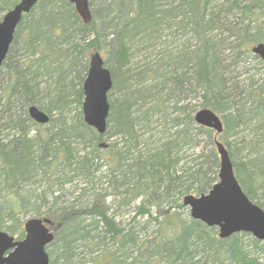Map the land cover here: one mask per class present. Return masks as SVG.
<instances>
[{
    "label": "trees",
    "instance_id": "obj_1",
    "mask_svg": "<svg viewBox=\"0 0 264 264\" xmlns=\"http://www.w3.org/2000/svg\"><path fill=\"white\" fill-rule=\"evenodd\" d=\"M17 1L0 0V15ZM89 6L85 23L68 0H38L22 15L0 66V229L20 233L16 216L39 199L34 211L54 232L49 264H264L240 241L249 233L220 238L215 227L173 210L174 200L206 192L218 180L219 136L243 191L264 208V78L259 84L237 72L240 62L258 58L250 45L264 41V0H89ZM166 37L178 41L172 50L164 46ZM134 44L159 47L140 70L129 67ZM105 48L112 54L105 62L112 87L122 95L108 93L107 125L99 133L83 120L81 85L90 53ZM31 104L49 114L45 126L28 115ZM71 105L78 108L72 116ZM201 107L220 115V134L194 122ZM154 116L168 131L157 145L142 148ZM244 126L255 135L237 136L233 150L228 136ZM201 136L200 160L178 167L182 146H197ZM105 137L112 140L102 146ZM243 151L246 161H234ZM102 159L107 188L120 204L139 200L141 213L155 205L163 217H153L158 228L139 243L144 227L117 223L108 213L106 188L95 185ZM74 179L92 195L88 205H57L55 195L40 210L54 185ZM43 181L47 189L38 193L35 185ZM252 244L264 252L261 241L252 238ZM81 246L98 252L87 261L77 251Z\"/></svg>",
    "mask_w": 264,
    "mask_h": 264
},
{
    "label": "water",
    "instance_id": "obj_2",
    "mask_svg": "<svg viewBox=\"0 0 264 264\" xmlns=\"http://www.w3.org/2000/svg\"><path fill=\"white\" fill-rule=\"evenodd\" d=\"M83 22L89 23V0H68ZM38 0H18L0 19V66L13 40L22 14L28 12ZM251 51L264 64V41L255 42ZM112 86L109 69L99 51L89 55L88 68L82 81V116L84 122L102 133L106 129L109 113L108 91ZM28 115L37 123L49 121L47 112L31 104ZM194 121L220 133L223 123L220 115L209 107L198 108ZM219 156L218 180L209 190L200 194L188 193L182 203L189 208L190 216L209 227H216L218 236L226 238L235 232H249L264 245V209L252 202L242 190L233 170L232 161L224 144L215 139ZM47 218L31 217L24 222V237L15 240L13 235L0 230V264H49L45 246L54 234L45 223Z\"/></svg>",
    "mask_w": 264,
    "mask_h": 264
},
{
    "label": "rangeland",
    "instance_id": "obj_3",
    "mask_svg": "<svg viewBox=\"0 0 264 264\" xmlns=\"http://www.w3.org/2000/svg\"><path fill=\"white\" fill-rule=\"evenodd\" d=\"M4 13H2L0 15V19ZM167 39H169V41L164 46L168 50H172L178 41H176V43H174L172 40H170L171 38H167ZM134 46L135 47H133L131 49L132 50L131 51L132 56L130 57V65H129V67H132L133 70H134V68H137V67H138L137 70H140L141 67H139V66L144 65L145 63L149 62V60H153L155 58L154 56H156V52L158 51V48H159V47L154 46V45L153 46L155 48H153V49L148 48L149 46H147L146 48L140 47V46L135 45V44H134ZM160 49H161V46H160ZM98 51L101 53V55L104 59V62H106V64H108L109 62H112L111 61L112 60L111 59L112 54H110L109 48L101 49ZM237 72L240 73L239 79H242L244 77L249 76L255 82L260 84L262 82V79L264 78L263 62L259 58H254V57L247 58V60L245 62L239 63V67L237 68ZM134 79H135V77L133 78V80ZM73 82L77 83V80L75 79V81H73ZM140 83H141V85H143V84L145 85L148 83V80H142ZM108 93H110V98H116V99H118V98L120 99L121 95H122V91L120 90L119 87H111ZM192 101H194V100H192ZM71 106H72V109L70 108V110H71V112L69 113L70 116H72L78 109V108H76L77 106H74V105H71ZM156 118L157 117H155V116L152 118L153 121L150 124L151 130L149 131V134L146 133L143 135V139L145 140V142L140 144V146L142 148H146L147 146L152 147V146L157 145L155 140L163 137L167 133L166 131H168L167 130L168 126H165V125L160 124L159 122H156L155 121ZM45 125L46 124H43L42 126H45ZM254 126L255 125H253V127ZM252 130H254L252 127L250 129V128L244 126L241 128V131L237 135L228 136V141L231 143L230 148H232L234 150V146H235L234 140H236L235 138L237 136H238V138L242 137V136L245 138H250L252 136L254 137L255 133L252 132ZM258 130H261V129H258ZM31 133H33V131ZM201 138H202V136L199 137L201 142L197 146L189 145V144L182 146V148L178 154L180 156V160L178 162V167L185 166V165H192L193 163H196L197 161L200 160V158L198 159L196 156L201 152V147L204 144V142L201 140ZM111 140H112V138H106L105 137L103 139L104 143L102 144V146L107 145L108 143L111 142ZM219 140L223 143L222 138L220 136H219ZM224 146L228 151L229 149L226 147L225 144H224ZM80 153H82V151H80L79 154ZM244 156H245V151L234 154V161H237V162L246 161L245 160L246 156L245 157ZM98 161H100V167L98 168L97 171H95L97 178H95L94 181L96 180V182H95L96 186H98L101 189L106 188V191L108 192V194L105 197V203L108 206V213L110 215L113 214L116 222L121 224L124 227H128L130 225H133L136 227L137 230L141 229V227H144V230L140 231L139 235L137 237L138 243L141 242V239L144 238V236L151 235L152 232L158 228V226H159L158 220L159 221L163 220V217L157 215V210H156L155 205L150 206L149 214L141 213L139 208H138L139 203H140L139 200H133L127 204H120L118 202V200L120 198L116 195V193L113 192L111 188H107V186H108L107 185V179L104 177V175L106 174L107 169H108V162L103 160V159L98 160ZM259 185H262V186H260V190H259L260 193L264 194L263 182ZM54 187H56V190L54 191L53 194H51V195L48 194L46 196L45 206L44 205L41 206L42 207L40 209L41 211L43 209H45L46 206H50L52 203H54V196L55 195H59V198H57V200H56L57 205H60V204L66 205V204L72 203L73 201H76V202H80L79 205L84 206L86 204L88 205L92 200V195H90V193L88 194V191H86L87 188H85V183H83L79 179L78 180L74 179L72 182H66L62 185L56 184V185H54ZM35 188H37V192L39 191L38 193L42 192V190H46L47 189L46 181H43L42 183H38L37 186L35 185ZM84 189H86V190H84ZM32 201H33V205L31 206V208H29L30 210H28V212L20 213L18 216H16L17 217V225H20L21 230L23 229V224L27 219H29L31 217H39L36 214V212L34 211V208L37 207L39 205V203H42V200L40 201L39 199H37V200L32 199ZM173 203H174L173 205L175 206L173 208V210L176 211L177 213H179L181 218L188 219L190 217L188 206H186L184 204L182 206H178L179 203H182L181 200H174ZM79 205H77V206H79ZM86 216H88V215H86ZM153 217H158V220H155V218H153ZM1 222L3 225H9L10 224V220L4 219V216L3 217L1 216ZM101 227H102V222H99L98 230H101ZM3 230H5V229L3 228ZM252 238H254L252 235L246 234V235H243L242 237H240V241L243 242V244H245V249L249 250V252L251 254L259 255V260L263 261L264 260V252H261L258 247L253 246ZM47 251H49L48 247H47ZM77 251H79V252L82 251L81 255L84 256L87 259V261L90 260V258L98 252L97 251V252L90 254L88 252V249L85 247H82V246L78 247Z\"/></svg>",
    "mask_w": 264,
    "mask_h": 264
},
{
    "label": "flooded vegetation",
    "instance_id": "obj_4",
    "mask_svg": "<svg viewBox=\"0 0 264 264\" xmlns=\"http://www.w3.org/2000/svg\"><path fill=\"white\" fill-rule=\"evenodd\" d=\"M46 225H47V227H49L50 223H46ZM12 234H13L15 240H20V239H22L24 237L23 229L21 230L20 233H17V234L16 233H12ZM47 246H46V249H47Z\"/></svg>",
    "mask_w": 264,
    "mask_h": 264
}]
</instances>
